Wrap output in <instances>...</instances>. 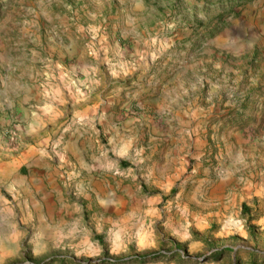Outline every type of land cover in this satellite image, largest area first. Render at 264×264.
Returning a JSON list of instances; mask_svg holds the SVG:
<instances>
[{"label":"rangeland","instance_id":"rangeland-1","mask_svg":"<svg viewBox=\"0 0 264 264\" xmlns=\"http://www.w3.org/2000/svg\"><path fill=\"white\" fill-rule=\"evenodd\" d=\"M262 2L0 0V109L34 108L29 88L53 109L35 129L0 120V157L29 153L24 184L0 180V264H264ZM98 98L135 126L113 133V167L62 168L79 212L50 213L32 157L60 162L72 111Z\"/></svg>","mask_w":264,"mask_h":264},{"label":"crops","instance_id":"crops-1","mask_svg":"<svg viewBox=\"0 0 264 264\" xmlns=\"http://www.w3.org/2000/svg\"><path fill=\"white\" fill-rule=\"evenodd\" d=\"M263 3L264 0L262 4ZM229 36L231 37L232 35L229 34ZM57 91L58 89L56 90L54 87L51 88V94L49 95L50 99L53 98L58 100L56 97ZM15 96H18L19 99L21 98L25 104L27 101L29 105L34 106V108H24L22 105V107L18 109L15 104L7 102L5 105H3L2 109H0V120H2L3 123L16 121V128L18 130H28V128L35 129L34 127L37 125L36 120L39 119L41 110H43L45 113V124L52 122L53 115L50 112H52L53 109L52 111L49 110V108L52 107L51 105L49 107V104L45 106L40 104L36 105L35 107V105L30 104L34 101V99H36L34 89H22ZM87 101L88 103H84L81 109L72 111L74 119L76 120V124L72 123V125H69L66 128L68 130V139L65 146L63 147L64 154H62L63 157H60V162H58L56 165L52 164L48 158L42 156L44 153L41 149H38V152L41 154L40 157L31 156L33 160L37 162V165L44 167L36 169L37 175L31 182L36 187L37 192H40L39 204H41L42 207L47 206L48 209H51L52 211L50 213H52L53 210L57 212V208L59 206L60 210L57 212V214H61L65 210L64 205L72 208L71 215H73L76 211L79 212L78 203H71L68 198L64 197L65 180L63 181V179H65V176L63 174L65 171H63L62 168L67 166L68 171L70 170L68 174L74 175L75 169H78V174L76 173V175H79L81 172L89 170L88 166H90V164L86 161L87 158H89L90 161H93L92 159H96L93 168H110V165L113 167V163L109 157L111 154H113V152H118L119 150V147L113 138V133L116 131L120 133L121 129L127 130L135 126V117L133 116L120 121V115H117L116 121L114 120L113 115L118 114L116 111H114L112 105L114 99L111 100L108 98L105 100L103 98H98L97 101L91 99ZM102 132L110 135L108 143L103 144L99 140ZM5 147L8 149V143L1 140L0 138V150H5ZM10 154L11 157H8V159L11 161H4L3 158L5 157H0V167L7 166V164L11 166V170L7 168L4 173H0V180L2 181L3 178L8 179L7 177L14 175L16 176L17 180H20L21 184H24L25 179L23 176L19 175L21 174V169H14V166L18 164L23 166L25 164V159H29V153L22 152L18 154L11 152ZM46 166L48 168L54 166L55 170L50 171L48 168H46ZM113 177L116 178L115 176ZM82 181L84 182V180ZM88 184L91 186L93 191L98 192L96 193L97 195L100 194L101 190H112L114 193H116L115 186L111 185L110 180L106 178H90L88 180ZM78 189L79 197L85 196L82 187L80 186Z\"/></svg>","mask_w":264,"mask_h":264},{"label":"built area","instance_id":"built-area-1","mask_svg":"<svg viewBox=\"0 0 264 264\" xmlns=\"http://www.w3.org/2000/svg\"><path fill=\"white\" fill-rule=\"evenodd\" d=\"M71 193H72L74 196L77 194L75 191H72Z\"/></svg>","mask_w":264,"mask_h":264},{"label":"trees","instance_id":"trees-1","mask_svg":"<svg viewBox=\"0 0 264 264\" xmlns=\"http://www.w3.org/2000/svg\"><path fill=\"white\" fill-rule=\"evenodd\" d=\"M246 207V205H244Z\"/></svg>","mask_w":264,"mask_h":264}]
</instances>
